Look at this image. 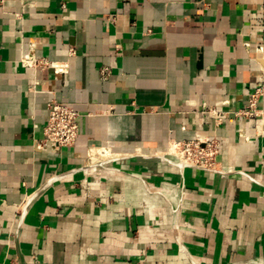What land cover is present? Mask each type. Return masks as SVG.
Masks as SVG:
<instances>
[{
	"label": "crops",
	"instance_id": "0c3cea01",
	"mask_svg": "<svg viewBox=\"0 0 264 264\" xmlns=\"http://www.w3.org/2000/svg\"><path fill=\"white\" fill-rule=\"evenodd\" d=\"M259 86L264 0H0V264H264V94L233 115ZM198 134L222 172L177 168Z\"/></svg>",
	"mask_w": 264,
	"mask_h": 264
},
{
	"label": "built area",
	"instance_id": "2783aa9c",
	"mask_svg": "<svg viewBox=\"0 0 264 264\" xmlns=\"http://www.w3.org/2000/svg\"><path fill=\"white\" fill-rule=\"evenodd\" d=\"M24 62L29 65L38 63L33 58H24ZM262 94H264V87L254 88L248 96L246 106L234 111L233 115L235 117L256 115L258 113L257 101ZM47 109V120L43 127V138L40 141L41 147L50 143L54 150L59 151L64 147L72 146L78 136L79 112L70 104L55 99H51L47 103ZM207 111L215 117L217 124H220L227 114L212 106H209ZM167 152L176 158L177 168L180 171L185 167H192L198 170L222 172L216 159L219 152V142L215 137L198 134L189 140L171 139ZM90 159L93 160V157ZM60 177L61 175H52L45 182V185L51 184ZM27 202V199L23 200L21 208H24Z\"/></svg>",
	"mask_w": 264,
	"mask_h": 264
}]
</instances>
